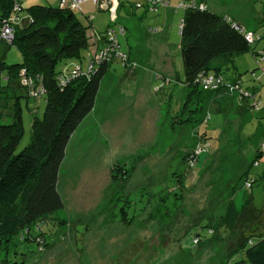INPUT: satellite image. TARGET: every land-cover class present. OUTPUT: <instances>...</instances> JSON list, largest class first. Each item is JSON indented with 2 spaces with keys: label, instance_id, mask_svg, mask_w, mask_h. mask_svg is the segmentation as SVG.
<instances>
[{
  "label": "rangeland",
  "instance_id": "rangeland-1",
  "mask_svg": "<svg viewBox=\"0 0 264 264\" xmlns=\"http://www.w3.org/2000/svg\"><path fill=\"white\" fill-rule=\"evenodd\" d=\"M209 1L211 10L229 9L245 21L251 7L264 10V0H250L249 6V0ZM20 2L25 8L59 3ZM81 5L91 9V16L102 14L98 23L103 29L109 24L111 17L96 9L93 0H82L75 9L84 22L86 9L79 11ZM137 9L142 11L141 3ZM182 12L179 8L164 39H147L153 47H148L151 61L139 49L141 61L133 62L127 55L133 67L126 68L117 60L110 63L93 108L70 137L60 165L57 189L63 208L54 218L60 222L43 224L47 246L19 244L20 251H26L24 264H246L236 262L242 257L240 253L229 256L226 245L230 238H208L211 228L206 224L220 223L213 215L224 214L228 199L240 208L251 196V219L244 234L251 239L264 234L262 184L257 181L249 188L242 177L256 147L264 151V24L256 28L250 42L256 57L247 52L234 58L242 88L256 87L258 102L240 118L241 94L231 83L229 94L216 100L226 109L223 119L221 112H206L214 99L210 94L189 106L195 110L185 107L181 111L187 100L180 84L184 78L179 49ZM148 13L153 16V12ZM118 15L126 14L119 9ZM156 17H151L150 25L156 24ZM110 24L121 42V51L126 52L117 21ZM0 59L10 63L21 60V55L15 47L0 43ZM74 64L70 59L57 68L70 70ZM161 71L170 75L162 79L157 74ZM247 101L254 102L251 97ZM21 104L23 134L16 151L30 139L29 109L36 108V115L41 117L45 100L22 98ZM206 113L208 120L197 123ZM188 116L189 122L182 124L181 119ZM199 141L204 147L197 145ZM198 147L204 149L196 154ZM192 150L190 157L198 155V163L190 168L187 163L193 158L187 155ZM263 169L264 155L258 158L257 166L249 168V174L257 178ZM178 174L179 181L175 177ZM233 185V193L227 198Z\"/></svg>",
  "mask_w": 264,
  "mask_h": 264
},
{
  "label": "trees",
  "instance_id": "trees-1",
  "mask_svg": "<svg viewBox=\"0 0 264 264\" xmlns=\"http://www.w3.org/2000/svg\"><path fill=\"white\" fill-rule=\"evenodd\" d=\"M199 3L182 8L179 22V49L184 74L180 84L187 96V103L181 111L210 94L214 99L206 112H221L224 119L225 108L216 101L217 97L228 95L227 88L231 83L237 91L244 90L234 58L247 52L255 56L257 52L246 39L245 31L237 27L232 18L206 7L200 8ZM157 7L158 4L149 6L151 10ZM85 19L86 23L68 7L32 4L25 8L20 0H0V33L6 24L12 33L10 42L0 34V43L15 47L21 55V60L10 63L0 59V264H24L26 251H20V243L35 242L38 246H47V232L42 226L60 222L54 219L63 208L57 181L67 144L77 126L92 110L99 84L110 63L120 61L113 55L96 59L99 40H107V31L96 33L90 41L92 35L88 28L91 21L88 16ZM114 34L121 50L118 35ZM92 47L94 50L91 51ZM125 53L122 62L128 67V51ZM70 59L75 61L73 68H57L58 64H65ZM77 67L78 72L74 74L72 71ZM23 75L30 78L29 84H22ZM60 75L64 78L61 82L58 81ZM209 77L213 82L210 87H204L203 80ZM41 97L45 100L43 113L39 117L36 108L29 109L30 139L23 149L16 151L23 134L21 100ZM250 97L254 102L249 104ZM248 98L245 95L239 97L241 107L237 114L240 118L250 105L258 102L255 90ZM193 108L189 109L195 110ZM189 118L191 116L180 122H189ZM208 118L206 113L197 123L206 122ZM200 143L197 145L203 146ZM192 153L193 150L187 158ZM262 155L264 151L256 147L242 177L245 186L251 188L258 181L264 191V169L257 178L249 174V168L257 166ZM197 156L190 157L193 160L188 161V167L197 165ZM178 176L181 177L175 175L177 179ZM234 187H229L227 198L231 197ZM227 203L224 214L213 215L220 218V223L217 226L206 224L211 228L207 237L223 235L222 239L225 236L230 238L226 245L229 256L236 253L242 256L236 262L264 264V234L259 233L256 239L244 234L251 219V196L240 208L233 205L232 199ZM199 237L202 236L199 234Z\"/></svg>",
  "mask_w": 264,
  "mask_h": 264
},
{
  "label": "crops",
  "instance_id": "crops-1",
  "mask_svg": "<svg viewBox=\"0 0 264 264\" xmlns=\"http://www.w3.org/2000/svg\"><path fill=\"white\" fill-rule=\"evenodd\" d=\"M56 1L60 2V0H49V3L55 5L54 3H56ZM182 1L183 0H168L167 4L165 6H159L156 9L151 10L144 0H140L137 2H135V0H123V1L118 0L119 5H118V9H117V20L116 21H117L118 25H122L124 27L123 36H124V41L127 45V51L129 53L130 60H132V61L134 60L137 62L141 61V60H139L138 52H139V49H142L143 54L146 55V59L150 58V61H151L152 57L150 54L151 52H149L150 51L149 48L152 49L153 47L147 39L149 38V40H150V38H152V37H154L153 39H156L155 37H157V38L163 37V36L165 37V35H167L166 32L169 30L170 25L173 23L175 17L177 16V12L179 9L178 4ZM195 1L203 3L204 6L208 10H210L214 13H217L219 15L229 16L239 26L243 24L244 25L243 27L246 30V32L253 33V32H255L257 27L262 26L264 24V22H263L264 21V10H262V11L256 10L255 8L251 7L250 9H252V11L247 16L249 19L245 21V20H242V18L239 17L238 15H236L235 13L229 12L228 11L229 9L224 8L223 10H214V8H212V10H211L209 0H195ZM247 2H248V6H249L250 0ZM140 3L142 4L143 9H142V11L139 12V10L137 8L139 7ZM58 5H59V3H58ZM82 6L83 5H81V8L79 11H82V9L85 8V6H83V8H82ZM85 9H86V12H85L86 14H84V18H86V16H88L89 20L91 21V25H90V29H89L90 35H96V33L102 34L104 31H107V29L109 27L110 28L113 27L109 21V24L107 23L108 25L107 26L105 25V28L103 29V26L98 23L99 20L103 19L102 14H96L95 16H91L89 14V13H91V9L89 10V7H86ZM96 9H98L100 11H104L105 13H107L109 15L108 11L100 8L98 5L96 6ZM119 9L123 10L126 15L119 16L118 15ZM148 12H153V16H150ZM154 16H157L156 20H155L156 24L150 25L152 23L151 20H154V19H152ZM252 19L255 23L258 22V24L253 23ZM95 20H97V23H94ZM179 22H180V18H179ZM155 27L158 28V31L154 32V31L150 30L151 28H155ZM155 34H158V35H155ZM164 37H163V39H164ZM102 40H103L102 38L99 40L100 44H102V42H103ZM160 48H159V51H160ZM162 51H163V49H162ZM162 55H163V53L161 54V57H162ZM255 57H256V55H255ZM263 60H264V56L262 55V61ZM260 62L261 61H259L258 64ZM128 67H133V66L128 65ZM128 67H126V68H128ZM157 74H160L162 76L165 75L164 77H166L167 75H170V74H166V72H162V71L157 72ZM239 79L241 80L240 76H239ZM241 86H242V81H241ZM250 87L251 86H247L244 88H247L245 90L250 89L252 91L253 90L257 91L256 87H254V88H250ZM183 90L185 91L184 88H183Z\"/></svg>",
  "mask_w": 264,
  "mask_h": 264
},
{
  "label": "built area",
  "instance_id": "built-area-1",
  "mask_svg": "<svg viewBox=\"0 0 264 264\" xmlns=\"http://www.w3.org/2000/svg\"><path fill=\"white\" fill-rule=\"evenodd\" d=\"M82 0H60L59 2V6L61 7H68L72 10H75L79 3L81 2ZM94 3L96 5H98L100 8L102 9H105L108 11L109 13V16L111 17V20L110 22L113 23V22H116V19H117V9H118V5H119V2L118 0H93ZM146 2V4H148V6H152L154 4H158L159 6L163 5L165 6L168 2V0H144ZM196 4V1L195 0H186V3H184V1L180 2L178 4L179 8H184V7H188V6H193ZM199 7L200 8H204V4L203 3H199ZM237 27H240L239 25H236ZM151 31H158V28H151L150 29ZM118 31H120V33L122 34L124 32V28L122 25H118ZM245 33V37L246 39L249 41V42H252L254 39V36H253V33L251 32H244ZM1 37H3L5 40L7 41H11L12 39V33H11V28L8 24H6L2 30H1ZM107 35H108V38L107 40H105V43L103 44L102 48H98L97 47V52L95 53V57L96 59H101V58H106V57H111L113 55V57L115 59H118L120 61H123L125 60L126 58V53L124 51H121L119 50L118 48V42H117V39H116V36L114 34V31L111 29V28H108L107 29ZM114 51V53L112 54V52ZM78 68L75 70H73L72 72L74 74H76L78 72ZM90 68V65L88 66V70ZM63 75H60L58 77V81H63ZM29 81H30V78H28L27 76H24L22 77L21 79V82L23 85H27L29 84ZM213 82V79L211 77L209 78H205L203 80V83H204V87H210L211 84ZM215 86V85H214ZM236 89V87H234ZM243 93H242V92ZM241 91H238L240 92V96H243L245 95L246 97H249V94L250 92L248 90H241ZM204 147V146H203ZM204 149V148H203ZM203 149L201 148H197L196 149V154H199L200 151H202ZM247 185V184H246Z\"/></svg>",
  "mask_w": 264,
  "mask_h": 264
},
{
  "label": "bare ground",
  "instance_id": "bare-ground-1",
  "mask_svg": "<svg viewBox=\"0 0 264 264\" xmlns=\"http://www.w3.org/2000/svg\"><path fill=\"white\" fill-rule=\"evenodd\" d=\"M242 26V25H241ZM246 31V30H245Z\"/></svg>",
  "mask_w": 264,
  "mask_h": 264
}]
</instances>
